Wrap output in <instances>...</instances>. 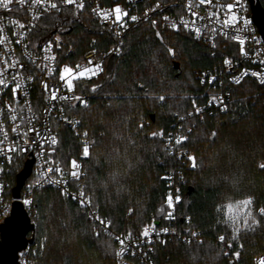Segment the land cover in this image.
<instances>
[{
    "label": "trees",
    "instance_id": "1",
    "mask_svg": "<svg viewBox=\"0 0 264 264\" xmlns=\"http://www.w3.org/2000/svg\"><path fill=\"white\" fill-rule=\"evenodd\" d=\"M259 2L264 8V0ZM145 3L141 0L139 6ZM54 31L73 46L60 59L69 65L82 59L91 38L99 56L114 44L111 33L89 14V5L82 11L62 8L40 15L29 29L28 45L39 46ZM230 56H237V45L230 40L218 39L211 49L187 31L141 22L125 33L117 54L103 58L99 74L74 80V91L86 94L88 103L76 102L68 112L78 117L79 131L92 142L90 156L82 155L78 135L52 121L58 143L55 152L49 150V159L66 167L72 157L82 160L85 192L118 232L139 233L153 219L164 220L167 187L162 175L179 167L184 183L175 228L181 234L197 231L198 236L191 243L177 237L157 243V264H252L253 255L264 253V216L258 211L264 207V168L259 165L264 164V83L246 78L226 84L225 112L204 120L187 115L193 101L216 91L198 74ZM39 96L36 83L33 101ZM179 125L187 140L178 147L195 157V167L189 156L176 158L160 135H151ZM24 161L25 156L16 155L8 194ZM33 197L37 225L32 264H117L115 241L107 233L96 235L80 205L48 186L35 189ZM246 197L254 198L251 210L260 224L241 228L233 238L224 223L225 209ZM221 235L229 243L228 253Z\"/></svg>",
    "mask_w": 264,
    "mask_h": 264
},
{
    "label": "built area",
    "instance_id": "2",
    "mask_svg": "<svg viewBox=\"0 0 264 264\" xmlns=\"http://www.w3.org/2000/svg\"><path fill=\"white\" fill-rule=\"evenodd\" d=\"M140 1L84 0L85 7L89 5V14L97 20L103 30L111 33L114 44L99 56L93 47L94 38H91L88 48L83 52L82 59L75 65L60 62V59L73 51V46L65 41L60 32L50 33L46 39L40 42L39 46L32 47L28 45L29 29L44 13L60 11L62 8L82 11L85 7L78 9L75 4L66 3L64 0H40V2H36V0H9V7L5 9L0 2V37H3L0 39V72L3 73L0 78L8 85H0V110L3 113L0 116V122L6 129V132L0 129V141H3L0 144V220L10 212L12 205L13 197L11 193L8 194L12 163L18 154L25 156V160L32 156L34 158L32 172L21 188L19 199L35 228L37 224L34 215V190L48 186L57 189L61 194L68 193L69 195H63L84 209L86 218L92 223L95 230L107 233L115 241L117 264H136V261L139 264H157L153 256L157 243H164L175 237L190 240L198 236L197 231L181 234L175 228V207L179 202L176 201L175 197H181L184 176L179 167L166 169L162 175L167 187L165 198L167 214L164 220L153 219L143 225L139 233L134 234L118 232L113 230L111 226L109 228L102 226L95 217H100L105 222L109 220L100 214L98 205L92 199L90 205L87 203L81 205L78 198L81 190L84 191L85 200L89 198L85 192V184L82 179L84 176L82 160L78 157L70 159V162L75 159L81 165L78 169L80 178L74 179L70 175L72 171L70 162L69 166L66 167L60 161L49 159V150L53 147L51 138H56L52 121L72 130L74 134L79 136L83 146L88 144L91 147L92 144L84 132L79 131L78 117L68 112L76 102L80 103L76 97H80L81 100L88 103L87 96L76 93L74 88L69 91L65 81L60 78V71L65 66H70L74 72H78L85 67H91L88 64L90 60L103 68V58L120 51L125 33L141 22H149L156 28L159 26L187 31L195 40L204 41L211 49H215L218 39H227L237 45V56L226 57L216 67L203 70L198 74L202 82L206 81L213 85L216 87V91L208 92L201 101L192 103L187 112V115L191 114L189 116L204 120L206 116L225 112L229 100V91L224 85L237 84V80L241 82L246 78L262 83L261 77H264V39L252 20L249 0H211V2L205 0L204 3H201V0H147V3L141 7L139 6ZM52 3L57 4V8H52ZM227 4L233 5V12H228L227 8L223 6ZM117 5L122 11L128 13L120 21L115 19L113 11ZM101 11L108 14V19L99 14ZM233 13L237 18L236 22L231 23L229 21L228 24H225V18H230ZM131 16H136L138 19L132 21ZM174 24L176 27L172 26ZM195 28H199L200 31L196 32ZM236 37L239 40H244L245 43L241 45ZM241 48H244V53L241 52ZM52 57L55 59L53 60ZM226 59L229 60L227 64L225 63ZM36 83L40 96L39 100L33 101ZM16 84H19L20 88L13 92ZM52 92H55L57 97H67V99L57 98L53 100L51 98ZM8 105H12L15 110V114L18 116L16 121L9 119ZM197 108L199 112L195 111ZM17 124L20 125L18 131L13 132L12 128ZM33 127L37 130L36 133L28 131L29 128ZM22 132H27L26 139L29 143H24L25 138L20 135ZM180 136H184V134L179 125L166 134L163 133V136L160 137L164 140L168 151L173 153L176 158L184 159L189 156V152L188 149L178 147L179 144H176L175 141ZM31 141H43L45 146L41 148L39 144H33ZM9 147H15L17 151H9ZM20 148H23L24 151H19ZM53 162H56V166L61 168V173L49 171L53 167ZM54 181H60V183ZM169 196L173 199L172 208L168 206ZM25 200H30L32 203L30 205L25 204ZM145 230H147V236L143 235ZM192 233L197 235L193 236ZM117 238L124 241V251L120 256L116 255L121 249V244ZM220 242L224 243V241ZM33 243L27 245L23 250L21 264H32ZM224 248L225 253H228L230 248L228 242L224 243ZM262 259H264V253L255 254L252 256L251 263L260 264Z\"/></svg>",
    "mask_w": 264,
    "mask_h": 264
},
{
    "label": "snow or ice",
    "instance_id": "3",
    "mask_svg": "<svg viewBox=\"0 0 264 264\" xmlns=\"http://www.w3.org/2000/svg\"><path fill=\"white\" fill-rule=\"evenodd\" d=\"M0 2H2V5L5 9H7L9 7V0H0ZM36 2H40V0H36ZM64 2L66 3H70V4H75L76 8L78 9H83L85 7V3H84V0H64ZM205 0H201V3H204ZM208 2H211V0H208ZM224 7L227 8L228 12H233V5L232 4H227V5H223ZM51 7L52 8H57V4L55 3H52L51 4ZM114 13H115V19L117 21H120L122 19V17L124 16H127L128 13L127 12H124L122 11V9L120 8L119 5H117L114 9H113ZM101 16H103V18L105 19H108V14L106 12H103L101 11L99 13ZM132 21H136L138 18L136 16H131L130 17ZM236 16L235 14L233 13V15L230 17V18H225V21L224 23L225 24H228L229 21H231V23H235L236 22ZM245 23H247V21H245ZM173 27H176V25H172ZM187 26V25H186ZM21 27H23V25H21ZM196 32H199L200 29L199 28H195L194 29ZM159 35V33L157 34ZM0 39H3V37H0ZM237 40H239L238 37H236ZM51 43V42H49ZM239 43L241 45H243L245 43L244 40H239ZM169 53H173V49L169 48L168 49ZM244 48H241V52L244 53ZM52 59L54 60L55 57H52ZM225 63H229V60L226 59L225 60ZM88 64L91 65V67H85L83 68L82 70L78 71V72H74L73 68L70 67V66H65L61 71H60V78L62 80L65 81L66 83V86L68 88L69 91H72L73 88H74V83L73 81L76 80V79H80V78H84V77H88L90 78L91 76L93 75H96L98 74V72L102 71V67L101 65L99 64H95L94 61H88ZM77 68H79V66H77ZM51 71V70H49ZM3 73L0 72V76H2ZM237 83H239L240 81L237 80L236 81ZM261 82L264 83V77H261ZM0 85H3V86H8L5 84V81L0 78ZM20 88V85L19 84H16L15 87L13 88V92H16L18 89ZM93 90H95V86H93ZM51 98L53 100H56L57 98L59 99H67V97H57L56 93L55 92H52L51 94ZM77 100L80 101L81 104H87L86 101L84 100H81L80 97H76ZM159 99L161 101L165 100V97L164 96H160ZM213 99H216L215 97H213ZM193 103H195L193 101ZM226 107V105H225ZM8 108V112H9V119L11 121H16L18 119V116L15 114V110L13 109L12 105H8L7 106ZM196 112H199V109H195ZM2 110H0V116H2ZM191 115V114H189ZM183 119V118H181ZM29 123H31V121H29ZM20 125H15L13 128H12V131L13 132H17L18 129H19ZM141 128L143 127V125L140 126ZM0 129H3L5 132H6V129L3 125L2 122H0ZM28 131H31L33 133H36L37 130L33 127V128H29ZM20 135L22 137H24V143L27 144L29 143V141L26 139L27 137V132H22L20 133ZM86 135V133H85ZM153 137L157 136V135H160V136H163V132L161 131L160 133H152L151 134ZM213 136H215L216 134L213 132L212 133ZM187 140V137L186 136H180L176 139V144H180L181 142L183 141H186ZM3 141H0V144H2ZM31 143L33 144H39V146L41 148H43L45 146V142L43 141H31ZM58 143V140L55 138V137H52L51 138V145L52 146H55L56 144ZM9 151H17V148L15 147H9L8 149ZM55 147H52L51 151L52 152H55ZM19 151H24L23 148H20ZM82 155L84 157H89L90 156V146L88 144H84L83 148H82ZM11 159V158H9ZM189 161H192L193 162V167L196 166L195 164V157L194 156H189L188 157ZM70 166H71V169L72 171L70 172V175L74 178V179H79L80 178V173L78 171V169L81 167V165L77 162V160L73 159L71 162H70ZM261 168H264V164L260 165ZM49 171H54L56 173H61V168L56 166V162H53V167L49 169ZM54 182H57V183H60V181H54ZM37 183H39V181H37ZM64 195H69L68 193H63ZM75 198V197H74ZM80 199V202H81V205L87 203V204H91V198L89 197L87 200H85V194H84V191L81 190L80 193H79V197ZM176 201H179L180 197L177 196L175 197ZM25 204H28L30 205L32 202L30 200H25L24 201ZM254 204V198L252 197H246L244 198L243 200H240V201H237L235 204H228L227 205V219L224 221L225 224H228L231 229H232V233H233V238H235L236 235L239 234L241 228H245V229H249V228H254L255 226H258L260 224V220L256 217V215L254 214V212L251 210L252 209V206ZM168 206L169 208H172L173 207V199L171 196H169L168 198ZM131 211V209H130ZM259 214L260 216H264V207H261L259 208ZM169 215L171 216V213H169ZM243 215L244 219H243V223L241 224L240 223V217ZM95 219H97L100 224L102 226H104L105 228H109L110 225H111V221H107L105 222L102 218L100 217H95ZM251 221V222H249ZM164 231H167V229H164ZM99 232L97 231L96 232V235L99 236ZM143 235L147 236L148 233H147V230H145L143 232ZM193 236L197 235L196 233H192ZM47 238L45 237V240ZM121 244V249L120 251H118L116 253L117 256H120L122 255L124 249H123V245H124V241L123 240H120L119 238H117ZM218 239L220 241H224L226 239L225 236L221 235L218 237ZM187 243H191V241H187ZM202 243V241L200 242ZM41 247H44V244H41ZM233 255L235 256H239V252H236V253H233ZM260 264H264V259H262L260 261Z\"/></svg>",
    "mask_w": 264,
    "mask_h": 264
},
{
    "label": "water",
    "instance_id": "4",
    "mask_svg": "<svg viewBox=\"0 0 264 264\" xmlns=\"http://www.w3.org/2000/svg\"><path fill=\"white\" fill-rule=\"evenodd\" d=\"M252 20L264 39V8L259 0H249ZM179 68V63H174ZM34 158L29 156L16 173L15 184L11 188L12 205L10 212L0 220V264H21V254L25 247L35 240L36 228L19 199L20 191L32 172Z\"/></svg>",
    "mask_w": 264,
    "mask_h": 264
},
{
    "label": "rangeland",
    "instance_id": "5",
    "mask_svg": "<svg viewBox=\"0 0 264 264\" xmlns=\"http://www.w3.org/2000/svg\"><path fill=\"white\" fill-rule=\"evenodd\" d=\"M259 165H261V162H259ZM241 200H243V199H241ZM237 201H240V200H236V201H234L233 203H231V204H235ZM230 204V203H229ZM228 205V204H227ZM225 214H226V216H227V206H226V209H225ZM241 217H243V215L241 216ZM240 217V218H241ZM149 222V221H148Z\"/></svg>",
    "mask_w": 264,
    "mask_h": 264
}]
</instances>
